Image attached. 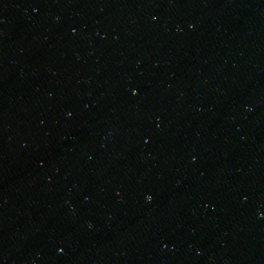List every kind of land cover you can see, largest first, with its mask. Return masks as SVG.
Returning a JSON list of instances; mask_svg holds the SVG:
<instances>
[{
  "label": "water",
  "instance_id": "obj_1",
  "mask_svg": "<svg viewBox=\"0 0 264 264\" xmlns=\"http://www.w3.org/2000/svg\"><path fill=\"white\" fill-rule=\"evenodd\" d=\"M0 264H264V0H0Z\"/></svg>",
  "mask_w": 264,
  "mask_h": 264
},
{
  "label": "snow or ice",
  "instance_id": "obj_2",
  "mask_svg": "<svg viewBox=\"0 0 264 264\" xmlns=\"http://www.w3.org/2000/svg\"><path fill=\"white\" fill-rule=\"evenodd\" d=\"M133 94H135V93H133Z\"/></svg>",
  "mask_w": 264,
  "mask_h": 264
}]
</instances>
